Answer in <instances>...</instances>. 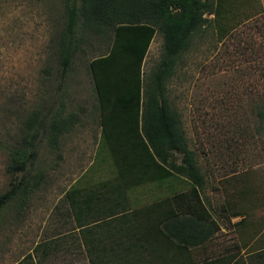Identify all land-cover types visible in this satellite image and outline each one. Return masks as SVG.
<instances>
[{"label": "rangeland", "instance_id": "374dc122", "mask_svg": "<svg viewBox=\"0 0 264 264\" xmlns=\"http://www.w3.org/2000/svg\"><path fill=\"white\" fill-rule=\"evenodd\" d=\"M66 1L0 0V195L11 183L28 184L27 193L0 211V263L4 264L17 261L24 248L49 240L59 244L65 237L52 239L75 229L65 192L89 168L97 151L98 101L88 64L108 51L110 40L78 31L81 46L62 76L57 53L66 26ZM233 2L237 0H225L223 14L233 10ZM256 2L260 6L256 4L255 14L222 39L216 37L214 27L197 35L165 83L168 104L178 114L188 147L206 179L200 199L204 203L206 194L214 200V215L219 213L220 189L227 179L237 177H231L234 173L245 183L258 185L259 199L264 200V117L258 116L264 108V11H259L264 10V0ZM230 25L224 19V28ZM162 53L157 31L144 59L145 79L156 70ZM52 122L65 128L55 141ZM26 143L35 145V160L24 173L13 175L8 170L11 154ZM96 168L87 178L90 183L113 180L109 165ZM149 188L137 190L139 205L153 200L145 192ZM90 236H85L88 243ZM66 241L72 245L69 236ZM210 243L233 247L239 239L226 225ZM83 256L84 261L91 257Z\"/></svg>", "mask_w": 264, "mask_h": 264}, {"label": "trees", "instance_id": "16d2710c", "mask_svg": "<svg viewBox=\"0 0 264 264\" xmlns=\"http://www.w3.org/2000/svg\"><path fill=\"white\" fill-rule=\"evenodd\" d=\"M256 1L243 0L240 4L241 0H237L227 14L222 12L225 0L65 2L66 26L59 35L57 53L62 76L69 71L81 46L78 31L92 32L101 39L110 40L108 51L88 64L98 101L100 128L97 151L89 168L93 167L88 168L65 192L78 228L99 229L102 224L106 227L108 218L125 214L135 218L154 216L159 209L162 218L159 229L148 225L151 229L141 233L146 230H141V223L137 222L138 236L126 240L135 238L133 241L150 244L151 240L158 238L156 231L159 232L160 245L202 246L215 238L219 225L211 218L199 195L206 181L196 163L195 153L188 147L180 118L168 104L165 83L197 35H203L209 28L214 30V27L216 37L222 39L236 26L242 25L245 18L255 14L256 4L260 6ZM259 11L263 12L262 8ZM240 15L242 18L238 19ZM224 19L231 23L228 28L223 26ZM157 31L162 36L163 53L156 70L145 79L144 59ZM260 110L258 116L263 118L264 108ZM50 129L53 141L65 130L58 122H52ZM34 149L33 143H26L23 149L12 152L8 169L11 174L27 170L35 160ZM100 164L109 165L114 170L113 180L90 183L87 178L96 173ZM34 183L37 185L36 181ZM155 184L167 195L163 197L159 192V199L153 198L143 206L130 204L128 197L134 188ZM27 186L22 180L11 183L9 189L0 195V211L18 195L27 193ZM186 189L189 193L185 192ZM187 199L189 202L194 200L193 207L180 212L172 208V204ZM100 238L97 239L99 244L103 241ZM92 240L95 239L88 243L84 237L85 247L91 245ZM235 258L232 253L206 263L235 264ZM89 262L94 263L92 257Z\"/></svg>", "mask_w": 264, "mask_h": 264}, {"label": "crops", "instance_id": "0c3cea01", "mask_svg": "<svg viewBox=\"0 0 264 264\" xmlns=\"http://www.w3.org/2000/svg\"><path fill=\"white\" fill-rule=\"evenodd\" d=\"M111 171L114 172L112 168ZM238 174L234 173L231 177H237H233L231 180H228L227 177V181L222 185L218 214H213V212L217 213L214 200L209 199L206 194L204 199L207 212L219 225L218 232H223L226 225H231L236 231L239 243L233 247L224 248L211 243L202 246L160 245L158 231H156L158 238L154 241L151 240L150 244L133 241L135 238H131L132 241L126 240L127 237L138 236L137 232L139 231L135 226L140 223L141 230H146V232L140 230L141 233H147V229H151L149 226L159 229V220L162 218L159 215V209H157L154 216L142 215L135 218L133 215L125 214L108 218L105 220L108 223L107 228H97L91 232H85L84 229L78 228L74 221L75 229L52 239L58 240L65 237L59 244H57L58 241L51 242L49 240L24 248L22 250L25 254L12 264H85V262L90 264L87 259L84 261L83 255L89 253L87 249L90 250L95 264H207L206 262L211 259L223 255L228 256L232 253L236 256L235 264H264V200L259 199L258 185H254L252 181L245 183ZM248 185L250 187L247 188ZM149 187L145 192H150L154 199H159V185L155 184ZM139 189L141 188H134L130 192H133L132 199L129 193L128 199L131 205L140 204L137 191ZM189 207H193V201L189 202V199L185 202L172 204V208L176 212ZM167 209L170 210L169 206ZM218 232L215 236H218ZM89 235H91V239L95 240H92L91 245L85 247L84 237ZM67 236H69L71 246L66 241ZM100 237L107 239L106 242L104 241L105 244H99L97 239ZM232 248L234 250H231Z\"/></svg>", "mask_w": 264, "mask_h": 264}]
</instances>
